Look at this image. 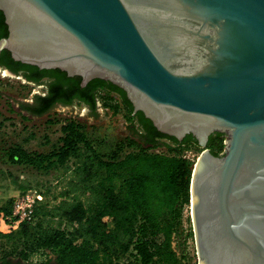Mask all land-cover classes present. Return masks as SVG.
I'll list each match as a JSON object with an SVG mask.
<instances>
[{
  "label": "water",
  "instance_id": "obj_1",
  "mask_svg": "<svg viewBox=\"0 0 264 264\" xmlns=\"http://www.w3.org/2000/svg\"><path fill=\"white\" fill-rule=\"evenodd\" d=\"M0 9L9 29L0 51L84 85L110 80L159 131L199 138L198 264H264V0H0ZM213 132L226 137L220 155L207 148Z\"/></svg>",
  "mask_w": 264,
  "mask_h": 264
},
{
  "label": "trees",
  "instance_id": "obj_2",
  "mask_svg": "<svg viewBox=\"0 0 264 264\" xmlns=\"http://www.w3.org/2000/svg\"><path fill=\"white\" fill-rule=\"evenodd\" d=\"M0 21H5L1 9ZM8 34L7 30L3 37ZM93 83V94L102 92L97 101L105 108L129 112L132 135L119 139L110 152L101 153L86 125L69 118L61 126L59 143L49 152L10 146V163L54 170L62 189L54 196L55 204L45 199L36 206L35 223L23 222L9 234L0 231V239L10 241L17 249L15 254L26 257L52 253L55 264H190L183 262L184 253L175 248V234L191 205L195 160L185 152L193 145L200 153L203 148L197 142L189 143V139L196 141L193 136L181 141L160 132L143 111L134 112L122 87L102 79ZM225 138L223 133L212 136L208 146L212 153L224 151ZM21 188L25 191L30 186ZM13 201L1 207L2 214L12 213ZM165 211L173 222L164 224Z\"/></svg>",
  "mask_w": 264,
  "mask_h": 264
},
{
  "label": "rangeland",
  "instance_id": "obj_3",
  "mask_svg": "<svg viewBox=\"0 0 264 264\" xmlns=\"http://www.w3.org/2000/svg\"><path fill=\"white\" fill-rule=\"evenodd\" d=\"M34 87L24 78L0 68V214L3 213L1 207L16 196L24 184L44 191L50 205L55 204L54 196L62 189L58 172L10 163L7 156L10 146L18 144L29 151L49 152L59 143L61 126L69 118L86 125L89 137L101 153L110 152L119 139L132 135L131 115L124 108L114 112L102 106L100 112L92 116L83 105L75 104L74 107L58 108L43 116H32L24 111V107L27 100H31ZM189 149L185 154L196 162L200 155L199 148L193 145ZM162 219L164 224L174 221L169 211L164 212ZM175 235L174 246L184 253L183 262L198 264L191 208L185 211ZM16 252L10 241L0 239V255Z\"/></svg>",
  "mask_w": 264,
  "mask_h": 264
},
{
  "label": "flooded vegetation",
  "instance_id": "obj_4",
  "mask_svg": "<svg viewBox=\"0 0 264 264\" xmlns=\"http://www.w3.org/2000/svg\"><path fill=\"white\" fill-rule=\"evenodd\" d=\"M5 24H7L6 21H0V39L5 36L4 33L7 32V30L9 31L7 28L8 25L5 27ZM0 68L11 71L16 76L24 78L26 82L35 86L32 91L31 100H27L26 106L24 107V111L32 116H43L58 108L74 107L75 104L83 105L92 116H95L102 108L99 100L97 101L99 98L98 96H100L102 92L97 91L93 94L96 87L94 83L90 84L92 80L101 78H93L84 85L82 77L79 79L68 75V73L64 75L56 69L50 72V70H52L50 68H41L37 65L16 61L13 59L11 53L9 54V51L0 53ZM102 80L107 81L108 84L110 82L113 83L107 79ZM94 96L96 98V108L93 110L91 103ZM28 107L30 108L28 109ZM217 133L222 132H213L208 135L207 148L210 149V147H208L210 139ZM189 135L193 136L196 140L193 141L188 138L189 143L197 142L200 145L199 138L193 133H187L182 139L176 136L174 137L182 141L186 140ZM0 264H55V256L52 253H36L30 257L20 254L0 255Z\"/></svg>",
  "mask_w": 264,
  "mask_h": 264
},
{
  "label": "built area",
  "instance_id": "obj_5",
  "mask_svg": "<svg viewBox=\"0 0 264 264\" xmlns=\"http://www.w3.org/2000/svg\"><path fill=\"white\" fill-rule=\"evenodd\" d=\"M115 97L117 98V96ZM99 102L103 106L102 101L99 100ZM45 199L44 192L36 188L20 191L14 197L12 213L0 214V231L7 234L17 230L23 222L35 223L37 220L36 206L44 202Z\"/></svg>",
  "mask_w": 264,
  "mask_h": 264
}]
</instances>
